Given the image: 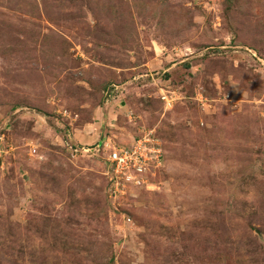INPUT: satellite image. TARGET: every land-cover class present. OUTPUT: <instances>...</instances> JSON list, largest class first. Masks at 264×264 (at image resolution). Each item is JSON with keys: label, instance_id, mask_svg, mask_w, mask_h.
Returning <instances> with one entry per match:
<instances>
[{"label": "rangeland", "instance_id": "obj_1", "mask_svg": "<svg viewBox=\"0 0 264 264\" xmlns=\"http://www.w3.org/2000/svg\"><path fill=\"white\" fill-rule=\"evenodd\" d=\"M0 264H264V0H0Z\"/></svg>", "mask_w": 264, "mask_h": 264}, {"label": "built area", "instance_id": "obj_2", "mask_svg": "<svg viewBox=\"0 0 264 264\" xmlns=\"http://www.w3.org/2000/svg\"><path fill=\"white\" fill-rule=\"evenodd\" d=\"M145 140V139H143ZM142 139H138L137 141H135L134 143H136L135 146H131L132 148L128 147V148H120V149H114L107 157V162H110L112 167H110V169L107 171L108 174H110L111 177V181L113 182V184H116L121 181H119V176L121 174H126L125 178L126 179H131V176L128 175V173H133V174H138L140 172H142V170H145L147 167V163H148V159L146 157H148L149 153L148 151H146V149L148 148V146H146V141H143ZM98 151V146L94 147V149H90V148H75L73 149L74 152L76 153H85L86 151ZM143 151V153H142ZM153 153V150H152ZM151 155V154H150ZM155 162L157 163V159H158V154L157 153H153ZM134 180H138L137 183H140V179L138 177L132 178ZM115 184V185H116Z\"/></svg>", "mask_w": 264, "mask_h": 264}, {"label": "trees", "instance_id": "obj_3", "mask_svg": "<svg viewBox=\"0 0 264 264\" xmlns=\"http://www.w3.org/2000/svg\"><path fill=\"white\" fill-rule=\"evenodd\" d=\"M98 146V145H97ZM113 151V150H112ZM106 161V160H105ZM106 163H107V165H108V170L110 169V167H112V165H111V163L110 162H107L106 161Z\"/></svg>", "mask_w": 264, "mask_h": 264}]
</instances>
